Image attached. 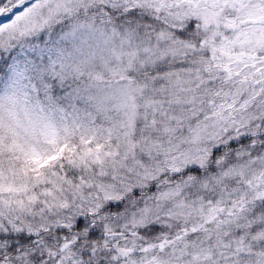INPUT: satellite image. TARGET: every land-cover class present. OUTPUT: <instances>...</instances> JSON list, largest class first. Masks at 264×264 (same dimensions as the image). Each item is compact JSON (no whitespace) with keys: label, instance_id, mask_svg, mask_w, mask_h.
Here are the masks:
<instances>
[{"label":"snow or ice","instance_id":"1","mask_svg":"<svg viewBox=\"0 0 264 264\" xmlns=\"http://www.w3.org/2000/svg\"><path fill=\"white\" fill-rule=\"evenodd\" d=\"M0 264H264V0H0Z\"/></svg>","mask_w":264,"mask_h":264}]
</instances>
